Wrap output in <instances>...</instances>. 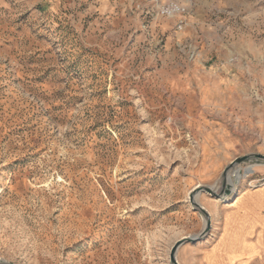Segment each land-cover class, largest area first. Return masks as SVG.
<instances>
[{"label":"rangeland","instance_id":"374dc122","mask_svg":"<svg viewBox=\"0 0 264 264\" xmlns=\"http://www.w3.org/2000/svg\"><path fill=\"white\" fill-rule=\"evenodd\" d=\"M257 154L264 0H0V263L203 264Z\"/></svg>","mask_w":264,"mask_h":264},{"label":"crops","instance_id":"0c3cea01","mask_svg":"<svg viewBox=\"0 0 264 264\" xmlns=\"http://www.w3.org/2000/svg\"><path fill=\"white\" fill-rule=\"evenodd\" d=\"M231 204L203 264H264V185L243 190Z\"/></svg>","mask_w":264,"mask_h":264},{"label":"built area","instance_id":"2783aa9c","mask_svg":"<svg viewBox=\"0 0 264 264\" xmlns=\"http://www.w3.org/2000/svg\"><path fill=\"white\" fill-rule=\"evenodd\" d=\"M161 12L167 16L174 15H184L186 12V8L179 3L171 2L169 4L161 6ZM178 27L181 29L183 27V21L181 20Z\"/></svg>","mask_w":264,"mask_h":264},{"label":"bare ground","instance_id":"6f19581e","mask_svg":"<svg viewBox=\"0 0 264 264\" xmlns=\"http://www.w3.org/2000/svg\"><path fill=\"white\" fill-rule=\"evenodd\" d=\"M238 167V166H237ZM250 169L243 170L241 167L236 168L235 170H231L228 172L226 177V182L232 185V189H235L237 186V182L234 177H243L249 172ZM219 185V184H218ZM217 190V189H216Z\"/></svg>","mask_w":264,"mask_h":264},{"label":"water","instance_id":"95a60500","mask_svg":"<svg viewBox=\"0 0 264 264\" xmlns=\"http://www.w3.org/2000/svg\"><path fill=\"white\" fill-rule=\"evenodd\" d=\"M254 156H256V157H258V158H262V159H264V155H262V154H257V155H254ZM250 157H253V156H244V157H242L240 160H245V159H248V158H250ZM228 186L231 187L230 184H228ZM206 190H207V191H210V192H213V193L216 194V192H214V191H213L211 188H209V187L206 188ZM227 192H230V189L227 190ZM201 209L203 210V212H207L204 208H201ZM209 229H210V224L208 223L205 232H207ZM180 243H181V242H180ZM180 243H178V244L174 247V249H173L172 257H173V260H174V261H175V259H174V253H175V251H176L177 246H178ZM175 262H176V261H175ZM0 264H3V263H0ZM6 264H14V263H6Z\"/></svg>","mask_w":264,"mask_h":264}]
</instances>
